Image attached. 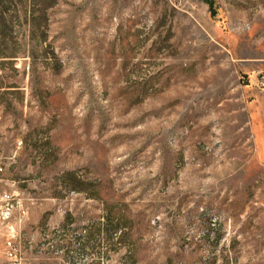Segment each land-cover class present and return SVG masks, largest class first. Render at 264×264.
I'll list each match as a JSON object with an SVG mask.
<instances>
[{
    "label": "rangeland",
    "instance_id": "1",
    "mask_svg": "<svg viewBox=\"0 0 264 264\" xmlns=\"http://www.w3.org/2000/svg\"><path fill=\"white\" fill-rule=\"evenodd\" d=\"M11 227L22 264H264V0H0Z\"/></svg>",
    "mask_w": 264,
    "mask_h": 264
},
{
    "label": "built area",
    "instance_id": "2",
    "mask_svg": "<svg viewBox=\"0 0 264 264\" xmlns=\"http://www.w3.org/2000/svg\"><path fill=\"white\" fill-rule=\"evenodd\" d=\"M14 228H10V235L3 244L0 246V255L4 254L12 264H22V258L19 255L18 247L15 243V232Z\"/></svg>",
    "mask_w": 264,
    "mask_h": 264
},
{
    "label": "trees",
    "instance_id": "3",
    "mask_svg": "<svg viewBox=\"0 0 264 264\" xmlns=\"http://www.w3.org/2000/svg\"><path fill=\"white\" fill-rule=\"evenodd\" d=\"M27 2H33L34 0H26ZM47 1H53V0H47ZM47 7V6H46ZM36 11V9H34ZM28 16V15H27ZM29 17V16H28ZM36 20V17L34 14L30 15V21ZM164 264H171V263H164Z\"/></svg>",
    "mask_w": 264,
    "mask_h": 264
}]
</instances>
